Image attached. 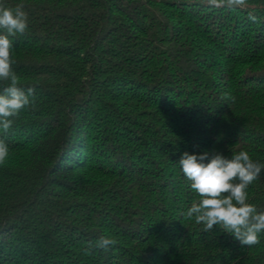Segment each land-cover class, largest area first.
Wrapping results in <instances>:
<instances>
[{
    "label": "trees",
    "instance_id": "1",
    "mask_svg": "<svg viewBox=\"0 0 264 264\" xmlns=\"http://www.w3.org/2000/svg\"><path fill=\"white\" fill-rule=\"evenodd\" d=\"M0 4L27 14L12 68L35 88L0 129V264H264V233L247 247L186 218L200 197L178 163H264V0ZM247 197L264 210V171Z\"/></svg>",
    "mask_w": 264,
    "mask_h": 264
},
{
    "label": "clouds",
    "instance_id": "2",
    "mask_svg": "<svg viewBox=\"0 0 264 264\" xmlns=\"http://www.w3.org/2000/svg\"><path fill=\"white\" fill-rule=\"evenodd\" d=\"M208 3L234 8L245 5L246 0H208ZM249 19L255 21L256 17L250 15ZM27 28V14L22 5L12 9L0 4V29L6 33H0V80H10L9 86L0 92V129L4 132L12 125L9 118L28 106L35 93L33 87L25 91L18 86V77L12 68L10 37L24 34ZM8 154V145L0 139V164ZM178 163L190 181V188L200 197L184 214L187 219L194 218L196 224L203 225L205 232L218 225L243 246L260 243V234L264 233V210L247 202V188L264 171V163L251 159L246 151L233 154L231 158L219 152H213L211 156L208 152L201 155L184 152ZM117 243L115 238L101 236L95 246L107 250Z\"/></svg>",
    "mask_w": 264,
    "mask_h": 264
}]
</instances>
